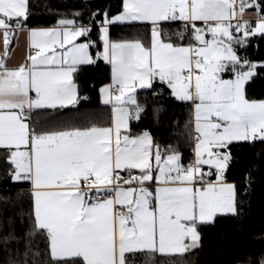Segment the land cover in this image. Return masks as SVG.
I'll return each instance as SVG.
<instances>
[{
  "label": "snow or ice",
  "instance_id": "obj_1",
  "mask_svg": "<svg viewBox=\"0 0 264 264\" xmlns=\"http://www.w3.org/2000/svg\"><path fill=\"white\" fill-rule=\"evenodd\" d=\"M29 7L30 0H0L4 57L25 27ZM248 9L254 10L255 23L244 18ZM97 15L99 10L93 19ZM104 17L99 56L112 68L113 83L102 89L103 103L112 105L110 127L39 131L26 122L32 110L78 103L73 74L95 62L89 52L93 42L77 43L90 33L88 26L69 19L60 20L59 28L29 30L31 47L38 50L30 65L8 68L0 57V150L14 166L12 179L31 182L34 201L28 242L8 264H129L138 254L183 255L200 246L198 225L237 212L235 186L224 183L230 156L220 149L233 141L264 140V101H250L244 92L258 66L240 58L234 47L264 37V4L239 0L237 8V0H124L122 14L109 19L105 12ZM127 21L151 25L150 47L139 39L110 41L106 25ZM176 21L183 29L173 37L163 25ZM189 32L195 43L184 46ZM237 66L247 71H236ZM230 70L235 79H223ZM156 79L176 99L195 104V167H184L174 150L165 158L149 132L129 133V120H139L145 111L136 89H151ZM203 165L215 167V183L205 181L212 173H204ZM133 169L140 175L133 176ZM122 171L129 172L127 179ZM154 179L161 186L152 192L144 185ZM122 183L140 187L122 188ZM36 235L46 238L43 255L33 251ZM16 239L10 234L2 243Z\"/></svg>",
  "mask_w": 264,
  "mask_h": 264
},
{
  "label": "trees",
  "instance_id": "obj_2",
  "mask_svg": "<svg viewBox=\"0 0 264 264\" xmlns=\"http://www.w3.org/2000/svg\"><path fill=\"white\" fill-rule=\"evenodd\" d=\"M264 4V0H258ZM99 10L94 19L92 14ZM123 10V0H30L26 27L54 26L60 20H75L78 25L91 28L87 41L93 64L80 65L73 74L78 86V103L63 109H35L31 113L32 128L39 131H63L86 129L92 126L106 127L110 124V108L100 98V87L110 81V67L102 57L103 41L100 26L104 13L108 18ZM79 13V16H74ZM109 38L114 41L139 39L148 45L151 26L147 23L114 24L109 26ZM164 31L174 37L183 29L180 21L165 23ZM191 33L183 44L189 42ZM14 39L8 52L14 45ZM179 44L180 41H175ZM240 58L248 61H264V37H250L244 47L234 46ZM4 53V52H3ZM2 57L4 55L2 54ZM247 67L237 66L236 71ZM235 71L222 73L233 78ZM138 103L144 107L140 119H131L129 133L137 135L149 132L162 154L180 155L184 166L193 159L192 104L174 97L166 83L153 81L151 89L136 91ZM245 97L264 100V67L245 85ZM230 156L224 170V179L235 182L237 212L218 215L214 223L198 225L200 246L183 255L138 254L129 264H260L264 260V140L234 141L227 145ZM4 150H0V264H8L17 249L23 252L28 242L26 233L32 230L33 197L30 183L16 181L11 173ZM215 177L216 173L213 174ZM14 235L7 245L2 238ZM17 240L19 243H17ZM33 251L43 255L47 251L46 238H31ZM46 259V257H45Z\"/></svg>",
  "mask_w": 264,
  "mask_h": 264
},
{
  "label": "crops",
  "instance_id": "obj_3",
  "mask_svg": "<svg viewBox=\"0 0 264 264\" xmlns=\"http://www.w3.org/2000/svg\"><path fill=\"white\" fill-rule=\"evenodd\" d=\"M123 3H124V0H123ZM238 7H239V0H237V8ZM122 12H123V10L121 11V13L119 12V13L113 15L109 19H112V18H114V17L122 14ZM244 18L245 19H250L253 23H255L256 16L255 17H252L251 14H249V13L246 12ZM130 23H134L135 24V23H146V22L127 21V22H117V23H113V24H108L106 26L108 27V32H109V28H110L109 26H111V25H114V24H130ZM198 24H200L201 26H203L202 25V22H198ZM148 25H150V24H148ZM59 27H60L59 24L54 25V26H40V27H29V26L26 27L25 26L22 30H18L17 33H16V35H15L14 45H13L12 49L8 52V54H7L6 57H3L4 60H5L6 66L8 68H18L22 64H27V65H30L31 64V61H30L29 57L31 55L35 54V53L32 54L30 52V50H32L33 48L31 47V37H30V34H29V30H31V29L49 30V29L59 28ZM206 38L207 39H211V35L209 34ZM110 41H114V40H111L110 39ZM128 41H133V40H128ZM84 42H88L84 37H79L78 40H77V43H84ZM114 42H123V41H114ZM194 43L195 42L192 41L191 38H190L189 42L186 43V44H184V46H189L190 44H194ZM150 44H151V37H150L149 44L148 45H145L144 44V45L146 47H150ZM57 51H62V50L57 49ZM3 52H4V49H3L2 41H0V57H2ZM89 52H90V50H89ZM90 55H91V53H90ZM251 63L252 64H256L258 66L256 68V70H255V74L253 75V76H255L257 74L258 68L261 67V65H264V61H252ZM109 67H110V81L108 83H106L105 85H103V86L100 87V98H101L102 103H103V98H104L103 97V93H102V89L105 88V87H108V86L112 85V83H113V81H112V68H111V65L110 64H109ZM221 76H222V74H221ZM222 78L225 79V80H230V79H235V76L233 78L232 77L231 78H224L222 76ZM245 85H246V83H245ZM138 89H140V88H137L136 91ZM244 92H245V86H244ZM30 95L35 96V93L34 92L33 93H30ZM77 97H78V86H77ZM250 101H264V100H250ZM189 102H191V104H192V127H193V140H194V143H193V157H192L193 158L192 161L194 163L191 166L195 167V164H196L195 145H196V142H197V140H196L197 133L195 131V104L192 101H189ZM107 106L110 108V124L108 126H106V127H110V126H112V121H113L112 105L109 104ZM31 113H32V111L30 113H27V121H26L27 123H29L30 129L32 128ZM130 121L131 120H129V125H130ZM81 130H83V129H81ZM142 133H140V134H142ZM137 135H139V134H137ZM133 136H136V135H133ZM220 151L222 153H227V150L226 149H220ZM166 155H168V154H166ZM166 155H165V158H166ZM205 158H207L206 157V154H205ZM180 163L182 164L181 159H180ZM189 165L190 164H188L186 166L183 165V166L184 167H188ZM153 167L155 168V162H154V160H153ZM202 171L204 173H208V172H211L212 173V175H210V176H205V181H210L212 183H215L216 182V175H215V177H212V176H214L213 174L216 173L215 167H210L209 165H203L202 166ZM158 174H159L158 171H154L153 172L154 177L155 176H158ZM120 175L124 179H127L129 177V172L128 171H122V172H120ZM28 182L30 183V189H31V191H33L31 182L30 181H28ZM224 183L232 184V185L235 186V182H233V181H227V180L224 179ZM160 186L161 185L155 179L153 181L146 182L145 185H144V187H146L149 191H152V192H155L156 188H158ZM196 186L197 187H201L202 185H199L198 184ZM121 187L122 188H128V187H136V188H139L140 185H138V184L126 185V184H123L122 183L121 184ZM235 189H236V186H235ZM113 197H114V192H113ZM218 215H225V214H218ZM197 231H198V226H197Z\"/></svg>",
  "mask_w": 264,
  "mask_h": 264
},
{
  "label": "built area",
  "instance_id": "obj_4",
  "mask_svg": "<svg viewBox=\"0 0 264 264\" xmlns=\"http://www.w3.org/2000/svg\"><path fill=\"white\" fill-rule=\"evenodd\" d=\"M36 51H38V50H37V49H32V50H30V52H31L32 54L35 53ZM193 163H194V162H193L192 160L189 162L190 165H193ZM131 174H132L133 176H138V175H140L139 170H136V169L131 170ZM89 182H90V181H89ZM82 186H83V183H82ZM93 191H95V190H93ZM104 198H109V197H104ZM92 199H93V201H95V200L97 199V197L93 196Z\"/></svg>",
  "mask_w": 264,
  "mask_h": 264
},
{
  "label": "rangeland",
  "instance_id": "obj_5",
  "mask_svg": "<svg viewBox=\"0 0 264 264\" xmlns=\"http://www.w3.org/2000/svg\"><path fill=\"white\" fill-rule=\"evenodd\" d=\"M246 12L251 14L252 17L256 16L254 10H252V9H248V10H246Z\"/></svg>",
  "mask_w": 264,
  "mask_h": 264
}]
</instances>
